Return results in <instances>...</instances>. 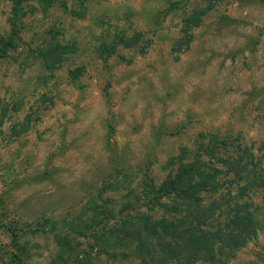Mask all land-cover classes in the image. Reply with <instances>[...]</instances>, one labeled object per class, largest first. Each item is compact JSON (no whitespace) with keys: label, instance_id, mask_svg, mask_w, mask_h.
<instances>
[{"label":"rangeland","instance_id":"rangeland-1","mask_svg":"<svg viewBox=\"0 0 264 264\" xmlns=\"http://www.w3.org/2000/svg\"><path fill=\"white\" fill-rule=\"evenodd\" d=\"M34 6L15 45L0 44V264H55L61 232L89 249L102 214L133 188L150 202L168 160L202 132L264 156V0ZM11 8L0 0V37ZM57 43L69 47L49 67L41 54ZM91 200L101 225L83 239ZM110 262L139 264L101 256ZM229 264H264V229Z\"/></svg>","mask_w":264,"mask_h":264},{"label":"trees","instance_id":"trees-1","mask_svg":"<svg viewBox=\"0 0 264 264\" xmlns=\"http://www.w3.org/2000/svg\"><path fill=\"white\" fill-rule=\"evenodd\" d=\"M10 1L11 32L0 37V44L15 45L22 19L35 10L34 4L46 9L54 0ZM50 47L41 54L49 67L61 62L69 46ZM233 140L220 132L200 133L193 146L168 160L170 170L152 184L150 202L140 195L133 201V188L120 210L113 205L102 214L108 220L106 232L89 236V249L77 248L80 240L68 232L57 233L55 264H100L102 255L108 261L135 259L139 264H229L264 229V156L242 144L230 148ZM251 190L263 191L261 204L252 200ZM95 204L91 200L87 211L93 212ZM93 214L80 227L83 239L88 229L101 225V213Z\"/></svg>","mask_w":264,"mask_h":264}]
</instances>
